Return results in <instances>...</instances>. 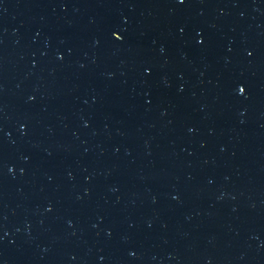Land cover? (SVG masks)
I'll return each mask as SVG.
<instances>
[{
  "label": "water",
  "instance_id": "95a60500",
  "mask_svg": "<svg viewBox=\"0 0 264 264\" xmlns=\"http://www.w3.org/2000/svg\"><path fill=\"white\" fill-rule=\"evenodd\" d=\"M0 264H264V0H0Z\"/></svg>",
  "mask_w": 264,
  "mask_h": 264
}]
</instances>
